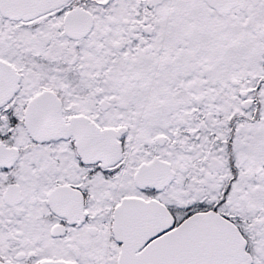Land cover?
<instances>
[{
  "label": "snow or ice",
  "instance_id": "obj_1",
  "mask_svg": "<svg viewBox=\"0 0 264 264\" xmlns=\"http://www.w3.org/2000/svg\"><path fill=\"white\" fill-rule=\"evenodd\" d=\"M0 264H264V0H0Z\"/></svg>",
  "mask_w": 264,
  "mask_h": 264
}]
</instances>
